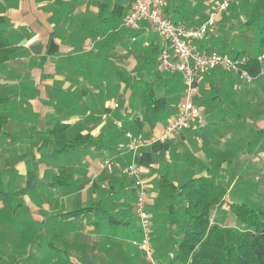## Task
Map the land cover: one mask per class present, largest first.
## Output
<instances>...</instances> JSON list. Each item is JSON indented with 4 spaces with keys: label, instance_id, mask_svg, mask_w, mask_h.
I'll return each mask as SVG.
<instances>
[{
    "label": "crops",
    "instance_id": "crops-1",
    "mask_svg": "<svg viewBox=\"0 0 264 264\" xmlns=\"http://www.w3.org/2000/svg\"><path fill=\"white\" fill-rule=\"evenodd\" d=\"M210 2L168 0L165 13L186 27H196ZM245 3L260 12L255 26L264 29V0ZM130 8L131 0H0V114L6 117L0 131V264L141 263L136 257L144 255L136 245L140 239L133 208L136 188L126 171L131 155L122 148L124 126L136 117L124 118L128 111L117 109L123 91L126 107L133 92L125 90L121 74L136 73L130 72L134 43L160 48L162 43L147 23L137 32L124 26ZM258 48L261 72L251 74V82L220 67L201 74L205 87L220 86L226 94V137L220 136L222 129H214L220 122L217 113L207 114L199 105V93L196 102L210 127L174 135L166 150L154 154L150 167L141 164L151 191L147 209L151 206L153 216L155 210V217L161 215L154 230L158 253H166L162 264L171 263L177 248L171 237L181 233L167 208L171 199L156 186L158 178L166 175L180 185L190 175L212 173L219 181L217 171L193 172L185 159L170 156V144L178 142L179 134L201 131L202 137L193 138L203 154L210 149L218 155L240 156L255 189L246 198L255 201L264 193V59L259 60L264 44ZM180 77L179 104L184 98ZM209 100L217 108L220 95ZM161 125L151 130L146 126V136ZM60 135L66 136L64 151L56 149ZM203 137L208 144L203 145ZM31 243L35 247L29 252Z\"/></svg>",
    "mask_w": 264,
    "mask_h": 264
},
{
    "label": "trees",
    "instance_id": "trees-1",
    "mask_svg": "<svg viewBox=\"0 0 264 264\" xmlns=\"http://www.w3.org/2000/svg\"><path fill=\"white\" fill-rule=\"evenodd\" d=\"M259 15L260 13H253L250 19L242 23L243 26L259 29L255 26V17L257 18ZM261 32L260 43L264 44V29ZM194 43L198 49L206 52L219 49L218 52L222 54L236 58L244 57L247 59L246 68L250 74L257 76L261 72L258 55L250 53L246 47L237 48L235 51L232 43L223 36H204ZM147 48L148 52L140 60V68L144 64L155 63L158 59L160 46L151 45ZM121 78L125 90L131 88L136 79L135 75L130 74H121ZM139 79L140 77H138ZM140 81L144 82L145 80L141 79ZM174 81L175 79H169L166 82L173 83ZM146 85H151V87L142 98V115L137 116L134 121L124 126L125 130H132L134 133L143 132L145 135L147 132L145 130L146 123L151 117L155 118L152 122V126L155 127L160 122L162 114L172 116L175 113L174 110H169L167 107V96L158 95L152 83H146ZM5 122L6 117L0 114V131ZM57 126L63 129L68 127L62 124H57ZM54 131L53 128L52 132ZM65 137V135L57 137L56 149L58 151L65 150ZM85 138L94 141L91 135H85ZM168 145V142H156L151 147L145 148L142 155L138 157V162L150 167L154 154L163 152L168 148ZM156 186L161 193L166 191L165 195L171 199L170 207L167 208L174 213L173 219L176 220V223L180 224L181 235L174 239L171 237L177 248L171 257L170 264H264V210L245 202H228L229 188L219 182L212 173L191 176L180 185H176L169 177L162 175L156 181ZM176 202L178 205L180 202L183 204L176 208ZM226 205L236 218L238 225H222L211 219L214 207L222 209Z\"/></svg>",
    "mask_w": 264,
    "mask_h": 264
},
{
    "label": "rangeland",
    "instance_id": "rangeland-1",
    "mask_svg": "<svg viewBox=\"0 0 264 264\" xmlns=\"http://www.w3.org/2000/svg\"><path fill=\"white\" fill-rule=\"evenodd\" d=\"M219 1L220 0H211L209 4L210 10H212L214 5L217 4ZM254 1L256 2L258 0H254ZM250 7L251 6L245 3V0L235 1L229 6L227 10H225L217 18L215 24L209 28L208 33L205 35V37H209L210 35L223 36L232 43L233 47H235V51L237 50V48L242 49L246 47L250 51V53L254 55H259L260 50L258 47L259 45H261L260 33H262L261 31L263 29H260L259 27H258L259 29H256L254 27H245L242 24L243 20L250 19L253 13H260L257 12L258 10L257 11L252 10L254 9L252 8L254 6L251 7L252 9ZM208 12L209 11L202 14V17L198 20L196 26L201 25L202 22L205 21L206 17L208 16L207 15ZM262 14H263L262 17H264V13ZM132 50L134 53V67L133 69L130 70V72L137 73L138 71H142V70H144L145 72L143 74L138 73V75H135L136 73L134 74L137 80L135 79V81L133 82L134 85L131 87L133 89V92L131 96L128 98L129 101L128 105L127 107L123 105L125 104V100L123 99H125L126 96V91H123V94L121 96L122 99L120 98L118 99L120 107L117 110H120L121 108H125V110L128 111L125 113L124 118L127 117L135 118L137 116H141L142 108H143L142 98L144 94L148 92V89L151 87V85H146V83H152V86H154L158 95L160 96L165 95L168 97L167 107L169 110H174L175 112L174 114H176L178 111V105L182 92V81L180 75L170 72L166 69H162L159 64V58L155 63H150V64L147 63L142 65V68H140L139 67L141 65L140 60L144 58L146 52H148L149 49L147 47H144L140 42H138V43H134ZM214 50L219 51V49H214ZM125 73L127 72L125 71ZM138 77H140L139 80ZM141 79L145 81L141 82L140 81ZM169 79H175V81L173 83H167L166 81ZM200 88H201L199 92L200 96L198 97L199 104L204 107V110L206 111L207 114H210L212 111L217 113L216 115L220 122L215 125L216 127H214V129L216 130L222 129L221 131L222 134L220 136L226 137L227 136L226 126H228L227 122L224 120L227 117V111H228V108L225 105L226 94L222 93L223 89L220 86L219 87L214 86L211 88L205 87V83L203 80L200 82ZM217 94L220 95L221 101L217 102L219 105L216 108L214 104L210 103L209 99L210 98L212 99V97L216 96ZM170 117L171 116H168L167 114H162L160 117L159 124H164L165 122H167V120ZM154 120L155 118L153 117L149 119L147 125V128L149 130L154 128L152 126V122ZM209 127L210 126L208 124L205 127V130ZM200 132L201 131H187L181 135L179 134L175 138L178 139V142H173L172 144H170V148L168 149L170 156L177 161L181 159H185L187 168L190 170L193 169V172H201L206 168H208V171L210 172L217 171L219 182L223 181V183L229 188V193L227 196L228 202H240V203L245 202L247 204L257 206L261 210H264V193L263 195L256 198L258 199V201H256V199L255 201H249L250 199L246 198V196L248 195L251 196L250 193L255 189L253 187V184L249 182L250 178L253 176L249 177L248 171L244 170L243 164L241 163L242 162L241 157L240 156L229 157L228 154L218 155L217 153H213V151H211L210 149L205 150L204 154L201 153V150L203 148L200 147V144L197 145V143L194 141L195 139L193 138L194 136L202 137ZM189 137L191 138V141L189 143L186 144L185 142H183L184 139ZM202 141H203V145L209 143V139L207 137H203ZM124 143H125V138L123 137L122 145H124ZM122 148H124V146H122ZM211 156L215 157V159L212 160ZM159 161L161 162L162 158H159ZM223 164L224 167H222ZM152 189L154 190L156 188H152ZM151 208L152 207L150 206L149 212L152 215L151 219L153 225V244H154L153 246L156 251H154L155 253H154L153 261L149 260L148 258L147 259L149 261H147L144 255L138 253L136 257L139 258V261L141 262L140 264H162L161 260H163V258H166L165 252L162 251L161 253L160 251L159 254L156 249L157 243L155 240V230H154L155 219L157 220V218H161V215L155 217V214H157V211L155 210L153 216L152 213L153 211L151 210ZM211 219L221 223L222 225H228V226L238 225L236 218L231 213L227 205L224 206L222 209H217L216 207H214L211 212ZM131 224L134 225V220L132 221ZM138 234L140 235V232ZM33 247H35V245L31 243V245L27 248V251L30 252L32 249L34 250ZM64 254L65 253H62V255ZM26 255L29 256L30 253L26 252ZM20 263L21 262L19 261L13 262V264H20ZM23 263L34 264V262L32 261H25V260L22 261V264ZM45 264H53V263L46 262Z\"/></svg>",
    "mask_w": 264,
    "mask_h": 264
},
{
    "label": "built area",
    "instance_id": "built-area-1",
    "mask_svg": "<svg viewBox=\"0 0 264 264\" xmlns=\"http://www.w3.org/2000/svg\"><path fill=\"white\" fill-rule=\"evenodd\" d=\"M235 1L237 0H220L212 10H209L207 19L196 27H186L170 19L165 13L168 0H131L130 11L124 20V26L132 32L140 31L144 28V23L151 26L162 43L159 52L160 67L179 73L184 83V98L179 104L177 113L162 124L159 131L154 132L150 137L143 132L124 131V147L131 155L126 171L136 188L133 208L140 227V239L136 245L152 261L154 258L153 225L147 209L150 184L143 176L144 166L138 162V157L153 143H166L178 133L193 128L203 129L207 125L206 115L196 102L200 92L199 82L202 72L220 67L239 74L249 82L253 80V76L246 68V58H236L218 51L206 52L198 49L194 43L206 35L217 18ZM132 40L136 41L137 35L132 36ZM145 45L149 46L150 42L146 41ZM263 59L264 54L259 56V60ZM114 105L118 106L117 103ZM103 116L107 117L105 114Z\"/></svg>",
    "mask_w": 264,
    "mask_h": 264
}]
</instances>
